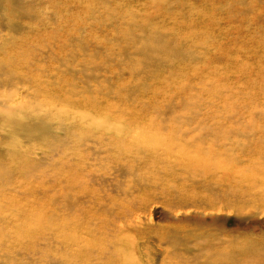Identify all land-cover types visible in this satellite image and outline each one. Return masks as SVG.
Returning a JSON list of instances; mask_svg holds the SVG:
<instances>
[{"label":"rangeland","instance_id":"obj_1","mask_svg":"<svg viewBox=\"0 0 264 264\" xmlns=\"http://www.w3.org/2000/svg\"><path fill=\"white\" fill-rule=\"evenodd\" d=\"M26 1L30 3L32 17H19L17 11L11 14L8 10V19L3 23L0 21V33H3L0 34V96L14 102L7 103L6 107L0 105V253L9 247L19 249L17 241L14 242L17 240L15 231L22 229L18 224L22 218L29 217L26 215L32 210L31 205L34 203L33 208L40 207L45 197L60 191L57 160L65 156L75 134L80 132L83 135L81 128L63 130L62 145L58 148L53 145L55 141L26 140L16 127H10V119L26 110V107L22 108L25 104L15 102V98L21 93L22 103L27 101L26 96L33 88H39L38 95L46 96V90H60L67 95L66 87L75 85L91 99L95 97L101 102L97 108L105 105L117 108L120 105L119 108L125 110H141L140 116L155 117L159 122L163 120L168 130L177 127H181L180 131L188 130L187 142L191 140L193 146V152L188 144L181 153L183 146L179 145V134L163 141L154 138L155 131L151 130L145 134L150 144L139 137L132 139L120 155L116 150H104L95 155L97 159L92 158L93 162H99L98 165H114L122 161L120 156L124 154L126 158L137 154L141 159L128 157L123 162H127L126 165H146L144 169L148 173L145 175H149L148 165L178 164L167 159L175 152L189 159L181 165H193L194 151L201 147L208 157L202 164L215 166L208 169V176H205L208 184H192L189 188L190 181L185 178L183 170L167 176L158 173V184L168 188V184L174 181L177 188L186 185L190 189L188 195L201 196L203 193L205 198L218 199L233 197L234 192L244 197L247 192L262 188L264 130L258 124H264V0ZM159 34H162L164 44L180 46L181 56L160 54L162 65L144 70L142 59L145 60L146 56L134 51L142 44L152 45L151 39ZM125 47H130L132 52L124 58ZM84 68L87 72H83ZM127 85L139 91H134L136 93L128 98ZM17 88L21 89L18 91ZM168 100L174 102L170 109L166 108ZM63 112L65 115L66 111ZM193 127L196 128L193 130ZM200 133L206 134L195 141ZM168 143L174 144L175 148ZM84 152L83 156H86ZM219 165H234L245 172L239 177L240 181L230 183L233 174ZM158 205L162 209V205ZM5 213H9V218H5ZM164 215L157 217L162 223L168 221ZM196 227L195 232L187 234L191 238L215 237V232L202 235L199 233L202 229ZM56 232L60 233V229ZM219 233L222 237L235 236L237 242L251 245L252 249L244 255L246 259L255 257L258 249L264 246V222H254L233 233L217 230L216 235ZM8 235L13 237L10 239ZM32 236L29 240H34H27L26 245L34 244L31 249L40 252L36 254L38 260L48 251L63 256V252H57L55 242L37 248L38 240ZM22 251L28 252L29 248ZM27 264L38 263L34 260Z\"/></svg>","mask_w":264,"mask_h":264},{"label":"bare ground","instance_id":"obj_2","mask_svg":"<svg viewBox=\"0 0 264 264\" xmlns=\"http://www.w3.org/2000/svg\"><path fill=\"white\" fill-rule=\"evenodd\" d=\"M8 10L11 14L17 11L19 17H32L30 3L26 0H7V2L0 0L2 23L8 19ZM161 36L162 34H159L154 37V40L151 39L152 45L142 44L136 47L135 53L146 56L145 60L142 59L144 70L162 65L160 54H166L169 57L181 56V47L164 44ZM123 50H125L124 58L132 52L130 47H125ZM155 52L159 54H154ZM129 87L128 98L136 93L134 91H139L138 88L132 90ZM17 89L19 91L21 88ZM30 89L31 87L28 91ZM66 90L67 95L60 90L54 92L44 90L46 96L43 94V97L41 93L38 95L39 88H33L26 96L28 100L23 103V96L17 92L18 96L14 101L25 104L22 108L26 107V110H21L20 114L10 119L9 126L16 127L19 135L26 140L37 139L45 143L55 141L53 145L58 147L62 145L61 132L65 129L81 128L83 135L80 132L75 134L76 141L71 140L73 144L66 148L65 156L62 157L64 160H57L59 163L57 166L60 168L59 176H61L58 183L60 191L57 190L49 198L44 196L45 202L40 207L33 208L34 201L31 202L32 210L26 215L29 217L24 218L25 221L22 218L24 223L20 221L18 224L22 229L15 231L17 240L14 242L17 241L19 249L14 250L13 247H9L6 251L2 250L0 264H27L28 261L34 260L38 264H264V246L258 249L255 257L246 259L244 255L250 248L252 249L251 245L237 242L235 236L222 237V233L216 235L217 230L233 233L234 230L251 226L254 222H264V182L262 188L253 193L247 192L244 197H239L234 192L233 197L226 199L205 198V195L202 196L203 193L201 196L188 195L190 189L186 185L177 188L174 181L168 184V188L162 187L157 181L158 173L167 176L175 174L177 170H183L185 178L190 181V188L192 184L206 183L205 176H208V169L215 167L202 164L208 160V157L201 147L194 151L193 165H181V162H189L187 157L180 156L182 151L188 148V144L192 145L191 140L187 142L188 130L180 131L181 127L168 130V125L163 123V120L159 122L155 117L140 116L141 110H125L119 108L120 105L117 108H113V105L97 108L101 102L95 97L91 99L87 96L88 93L80 91L75 85L72 88L66 87ZM14 95L16 96L15 93ZM74 96L77 99H71ZM0 97L2 107H6L7 103L11 102L10 99ZM38 97L40 99L37 100ZM173 104L172 100H168L166 108H172ZM63 111H66L65 115ZM96 118H100L98 122L95 121ZM258 127L264 130L263 123L259 122ZM195 128L193 127V130ZM151 130L155 131L154 138L163 141L179 134L178 140L181 142L179 145L183 146L180 149L181 153H172L167 159L180 165H148L151 174L145 175L148 173L144 169L146 165H126L127 162H123L128 157L141 159L137 154L129 155L127 158L125 154L120 156L122 161H117L116 165L114 163V165H98V161H92V158L97 159L95 155L104 150H116L120 155L123 153L121 150L126 149L132 139L140 137L150 144L145 134ZM205 134L197 135L195 141L204 137ZM173 145L168 143V146L175 148ZM191 148L193 152V146ZM67 149L71 150L67 152ZM85 150L89 153H85ZM92 150H94L93 153H91ZM82 151L86 156H83ZM85 157L89 158L90 162ZM112 157L114 158L113 154ZM223 166L225 170L233 174L230 183L234 180L240 181L239 177H243L245 169L234 165H219L222 169ZM140 168H142V174L139 173ZM244 174L248 175V173ZM115 194L118 196H114ZM40 198L42 199L43 195ZM59 204H61V212ZM158 204L162 205V209ZM19 208L22 209L20 206ZM15 210L18 211V208ZM8 214L4 217L9 218ZM162 214H165L167 222L162 223L157 219L162 217ZM26 222L29 224L26 225ZM59 225L60 228H58ZM196 225L200 230L202 229L199 232L202 235L213 231L215 237L191 238V235L187 234L195 232ZM228 225L234 227L229 228ZM55 228L60 229V233L56 232ZM3 231L5 232V229ZM30 235L36 236L37 248L38 245L49 246L55 242L59 246L56 245L57 252H63V256H56L48 251L41 260H38L36 257V254L40 253L38 249H31L34 244L26 245L28 241L34 240L33 238L29 240ZM25 248H29V251H22Z\"/></svg>","mask_w":264,"mask_h":264}]
</instances>
